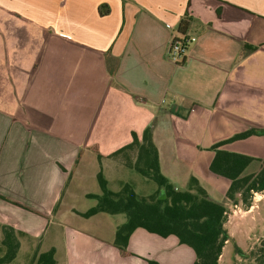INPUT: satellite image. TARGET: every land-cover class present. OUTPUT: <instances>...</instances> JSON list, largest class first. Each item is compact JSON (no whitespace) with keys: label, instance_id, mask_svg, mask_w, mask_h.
I'll return each mask as SVG.
<instances>
[{"label":"crops","instance_id":"obj_1","mask_svg":"<svg viewBox=\"0 0 264 264\" xmlns=\"http://www.w3.org/2000/svg\"><path fill=\"white\" fill-rule=\"evenodd\" d=\"M186 18L194 40L177 65L168 50ZM245 44L258 49L241 56ZM151 124L163 175L180 190L194 177L223 201L231 181L210 170L211 147L264 128V0H0V196L22 205L0 198V225L20 234V251L55 249L57 264H194L176 236L143 228L123 256L114 240L126 221L82 216L101 170L126 184L130 168L111 156ZM222 149L254 158V174L264 136Z\"/></svg>","mask_w":264,"mask_h":264},{"label":"trees","instance_id":"obj_2","mask_svg":"<svg viewBox=\"0 0 264 264\" xmlns=\"http://www.w3.org/2000/svg\"><path fill=\"white\" fill-rule=\"evenodd\" d=\"M189 27L190 21L186 18L180 23L178 34L187 35ZM256 49L258 47L245 44L241 56ZM106 60L109 72L113 73L115 65L111 61V56L107 55ZM153 129L154 125L151 124L144 131L142 138L134 133L132 143L111 157H123L126 167L154 181L158 186L157 190L149 196H140L132 185L126 183L119 191L114 192L109 188L101 170L97 175L101 194L88 195L89 198L96 199L97 204L82 216L90 218L99 213L126 215V222L117 228L114 240V245L123 256L131 255L128 252V241L132 233L143 228L165 238L176 236L181 244L188 245L194 250L196 254L194 264H220L223 249L231 239L225 227L230 207L240 202L250 207L253 195L264 192V160H260L261 167L256 173L244 176L245 170L255 159L225 151L222 147L252 136H264V128L250 127L211 147L215 156L210 170L231 181L223 201L212 198L194 177L189 180L186 189L180 190L163 175L159 152L153 140ZM94 150L101 162L103 156L97 148ZM0 198L22 206L2 196ZM0 227L3 234L1 246L4 249V254L0 256V264H10L19 254L20 234L12 227L5 225ZM34 264H57L55 249L36 255ZM149 264L159 263L149 261ZM261 264H264V260Z\"/></svg>","mask_w":264,"mask_h":264},{"label":"rangeland","instance_id":"obj_3","mask_svg":"<svg viewBox=\"0 0 264 264\" xmlns=\"http://www.w3.org/2000/svg\"><path fill=\"white\" fill-rule=\"evenodd\" d=\"M120 159L122 162L125 161L123 157H120ZM255 169L256 164L254 163L244 174L252 173ZM123 179L126 183L132 185L140 196H149L158 188L154 181L143 177L132 169H126ZM109 188L112 191L121 189L117 186L113 177H110ZM251 204L250 207H247L240 202L238 205L230 207L225 227L231 239L223 249L220 264H261L264 260V192L256 193V196L254 194ZM106 216L109 220L126 221V215L124 214ZM24 251L25 249H22L16 260L10 264H34L32 254L27 255ZM3 254L4 249L0 241V256Z\"/></svg>","mask_w":264,"mask_h":264},{"label":"built area","instance_id":"obj_4","mask_svg":"<svg viewBox=\"0 0 264 264\" xmlns=\"http://www.w3.org/2000/svg\"><path fill=\"white\" fill-rule=\"evenodd\" d=\"M193 40L194 38L188 35L181 36L178 33L174 35L171 39L168 50L169 60L174 64H180Z\"/></svg>","mask_w":264,"mask_h":264}]
</instances>
